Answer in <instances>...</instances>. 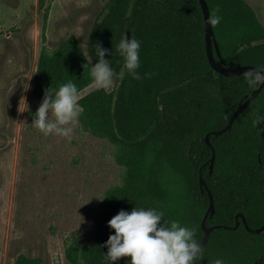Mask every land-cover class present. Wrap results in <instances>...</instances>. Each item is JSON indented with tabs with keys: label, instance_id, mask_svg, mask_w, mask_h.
I'll return each mask as SVG.
<instances>
[{
	"label": "trees",
	"instance_id": "16d2710c",
	"mask_svg": "<svg viewBox=\"0 0 264 264\" xmlns=\"http://www.w3.org/2000/svg\"><path fill=\"white\" fill-rule=\"evenodd\" d=\"M207 2L211 16L222 17L213 25L222 55L214 46L217 60L229 67H264V25L248 1ZM127 28L141 42L137 71L142 78L114 77L113 89L85 92L93 84L90 65L98 59V46L109 49L105 58L120 71L116 45ZM42 40L45 43V32ZM39 53L34 96L42 99L45 89L72 80L83 107L81 128L108 139L122 167L120 183L105 191L99 205L92 242L85 244L77 234L66 237L70 264H106L105 242L115 231L107 222L119 210L135 206L155 207L166 219L195 228L199 241L210 204L207 189L201 190L200 173L215 202L207 225H235L238 213L251 228L264 224V87L229 131L211 135L215 159L210 171L213 151L204 141L206 133L223 128L258 85L249 86L245 73L230 76L214 70L199 0H109L88 36L87 51L73 34L56 47L44 44ZM145 72L152 75L144 77ZM238 220L235 229L218 227L212 232L201 264L216 258L226 264H264V231L252 233L240 216ZM128 260L130 256L120 257L113 264ZM42 262V257L22 252L14 264Z\"/></svg>",
	"mask_w": 264,
	"mask_h": 264
},
{
	"label": "rangeland",
	"instance_id": "374dc122",
	"mask_svg": "<svg viewBox=\"0 0 264 264\" xmlns=\"http://www.w3.org/2000/svg\"><path fill=\"white\" fill-rule=\"evenodd\" d=\"M247 1L264 25V0ZM108 2L0 0V264H14L22 252L42 264H70L66 237L91 243L105 191L120 183L113 144L83 131L80 120L71 139L45 136L31 124L42 101L32 92L42 46L74 34L87 51Z\"/></svg>",
	"mask_w": 264,
	"mask_h": 264
},
{
	"label": "clouds",
	"instance_id": "9594fccd",
	"mask_svg": "<svg viewBox=\"0 0 264 264\" xmlns=\"http://www.w3.org/2000/svg\"><path fill=\"white\" fill-rule=\"evenodd\" d=\"M219 15L209 16L207 22L216 25L221 21ZM139 39L122 37L116 48L122 57V66L117 72L106 59L109 49L98 46V59L90 65L92 83L97 89L109 90L114 85V77L123 79L128 75L140 80ZM112 54V53H111ZM144 77L152 73L145 72ZM245 81L251 87L264 84V67L256 66L245 72ZM76 84L68 80L58 88L45 89L44 96L31 124L45 136L57 135L71 139L79 116L83 111L79 103ZM108 225L114 229L107 241L106 264H113L120 257L130 256L126 264H195L202 256V247L195 237L193 227L182 225L178 220L165 218L162 210L155 207H133L130 211L121 209L110 220ZM212 264H226L223 258H216Z\"/></svg>",
	"mask_w": 264,
	"mask_h": 264
},
{
	"label": "water",
	"instance_id": "95a60500",
	"mask_svg": "<svg viewBox=\"0 0 264 264\" xmlns=\"http://www.w3.org/2000/svg\"><path fill=\"white\" fill-rule=\"evenodd\" d=\"M199 1H200L201 6H202V10H203V14H204L206 51L208 54L207 56H208L210 64L214 68V70L219 72V73H223L225 75L237 76V75L244 74L249 68L256 67V66H253V64L252 65L245 64V65H239L236 67H229V66L225 65L224 60H221V61L217 60V58L215 57V54H214V46H215V49H216L218 56L221 58L222 55H221L219 44L216 40L214 27H213V25H211L207 22L209 16H211L210 8H209L207 0H199ZM126 37L131 38L130 33H129V28H127ZM263 87H264V84H260V85H258V87L253 89V91L250 93V95L247 97V99L237 106V108L232 113L230 119L228 120L227 124L223 128L217 129V130H212V131H209L208 133H206V135L204 137V141L212 148V151H213V154L211 156L210 171L213 168L214 159H215V149H214L213 144L210 140L211 135L218 136L224 132L229 131L231 129L232 124H233L234 120L236 119V117L257 97V95L260 93V91L262 90ZM200 184H201V190L204 191V189H207L208 194L210 196V204H209L207 211L205 212V215H204V217L202 219V223H201L202 229L204 231V235L198 241V242H200L202 249L206 246L210 237H212L211 236L212 232L216 228H218V227L231 228V229L237 228L239 223H240V221L238 220L239 216L242 218L243 223L248 228V230L251 231L252 233H261L264 231V224L257 227V228H251L248 225L245 217L241 213H238L236 215L237 221H236L235 225H232V226L225 225V224L207 225L206 224L207 217L209 215L211 217L215 213V202H214L213 194H212L211 190L209 189L208 185L206 184L205 179L203 178L201 173H200Z\"/></svg>",
	"mask_w": 264,
	"mask_h": 264
}]
</instances>
